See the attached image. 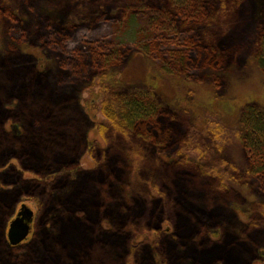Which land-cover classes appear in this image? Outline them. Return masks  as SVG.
<instances>
[{
	"label": "rangeland",
	"instance_id": "1",
	"mask_svg": "<svg viewBox=\"0 0 264 264\" xmlns=\"http://www.w3.org/2000/svg\"><path fill=\"white\" fill-rule=\"evenodd\" d=\"M263 38L264 0H0V264H264L263 154L207 132L264 106ZM95 83L152 117L104 142Z\"/></svg>",
	"mask_w": 264,
	"mask_h": 264
},
{
	"label": "trees",
	"instance_id": "2",
	"mask_svg": "<svg viewBox=\"0 0 264 264\" xmlns=\"http://www.w3.org/2000/svg\"><path fill=\"white\" fill-rule=\"evenodd\" d=\"M257 58V61L261 66L264 61V38L262 39V43H260ZM18 67L19 69L17 71L23 69L24 65L20 64ZM98 77H96L94 81H97ZM16 81L17 83L15 85L21 81V78H18ZM108 86L104 87V85L101 86L98 83H95L94 85L95 90H103V98L100 101L99 107L104 121L101 123H95L93 130H95L98 136L106 143L111 140L113 134H119L125 139L132 137L135 131V125L140 121H148L152 117V112L154 111L152 110L154 109L152 104L138 94L137 96L123 97L124 99L116 100ZM106 89H109V92H106ZM87 94L89 95V93ZM194 132L195 131H191L183 143H178V146H180L179 153L181 155L189 156L195 151L198 153L200 152V149L196 148L201 146H194ZM207 132H209L213 139H215V147L218 150L224 146V143L229 141V138L234 139L235 142L240 143V145H243L248 141L252 148H257L260 155L263 154L264 160V106H247L243 113L241 129L231 130L226 128L220 121L211 120ZM215 173L216 176L221 178L229 176L225 172L215 171ZM155 192H157V190H155ZM157 194L158 193H155V195ZM14 198L15 197L11 199L13 200ZM72 217H76V214L73 215L68 213L66 215H61V217H57L61 224L60 227L62 226L61 230L63 232V234L60 235V238H63V236L67 237L70 234V231H73L74 218ZM41 252L42 250L39 249L37 255L39 259L44 258Z\"/></svg>",
	"mask_w": 264,
	"mask_h": 264
},
{
	"label": "water",
	"instance_id": "3",
	"mask_svg": "<svg viewBox=\"0 0 264 264\" xmlns=\"http://www.w3.org/2000/svg\"><path fill=\"white\" fill-rule=\"evenodd\" d=\"M33 217L34 211L29 206L22 205L7 230V239L10 245L16 246L29 236Z\"/></svg>",
	"mask_w": 264,
	"mask_h": 264
}]
</instances>
